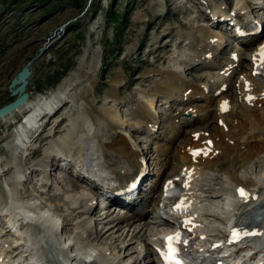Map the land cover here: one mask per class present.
<instances>
[{"label":"bare ground","instance_id":"6f19581e","mask_svg":"<svg viewBox=\"0 0 264 264\" xmlns=\"http://www.w3.org/2000/svg\"><path fill=\"white\" fill-rule=\"evenodd\" d=\"M176 2L177 0H169L171 5ZM249 4H253V2L238 3L239 7L234 10L238 14L237 18H241V21L245 20L241 16L243 12L247 17L249 14L251 17L255 15L261 22H264L263 13H261L264 10V5L254 3L251 6ZM227 5L226 2L217 4L213 16L218 18L224 16ZM156 7L161 14L166 10L162 4ZM168 14L169 11L166 15ZM247 22L249 21L247 20ZM218 28V22L212 19L208 20L205 25L200 24L196 27L197 37L195 39L198 40V46L201 47L200 51L203 54L194 57H199L198 60L204 62L209 69H216L218 65L211 63L207 58L203 59V56L210 51L208 48L211 43L219 41L220 46L229 36L220 33ZM191 38L187 37L184 41ZM258 39V37H253L243 40L242 48L248 51L257 43ZM168 41L166 49L170 47L171 40ZM257 45L252 50L255 51V57L259 55ZM219 49L217 48L216 51ZM242 56L236 61L234 68L233 64L231 65L230 74L237 75L234 86L229 89L227 82L218 84L217 89L211 95L206 88L183 80L181 70L156 71L157 76L164 81V86H159V92L166 103L178 93L182 98L185 92L187 98L192 100L198 98L201 101L198 110H187L190 113V119L184 120L181 113L175 114L172 118L173 122L167 132L169 139L163 138L165 155L175 147H173L174 143L185 135L184 131L191 127H187L191 121L196 120L201 123V126L192 131V134L196 133L198 136L190 135L189 137L188 135L182 139L180 144L178 143L182 152L180 150L176 160L174 158L167 161L168 156L164 158L167 161L166 167L160 177L175 178L176 181H173V184L178 187L177 189L183 191V198L195 197L196 203L201 204L200 207L204 210L203 216L177 221H192L191 225L186 226V229L191 228L189 237L194 241V245L198 243L196 247L202 246L210 240H228L223 232V224L228 220L229 212L226 207L229 206L230 211L232 209L231 212L234 209L240 229L249 227L257 212L262 218L260 228L264 229V168L257 165L259 170L248 171L250 173L242 176L238 175L234 169H225V177H222L226 178L225 181L222 179L224 182L218 181L219 178L215 177V173L219 172L218 166L221 162L233 160L238 163L237 167L241 164L244 167L247 161L255 160L264 154V100L261 103L252 102L251 106L241 102L237 110H234L233 103L227 99L229 97L224 93L229 89L228 95H230L232 89H235L238 92V98L243 101L248 89H252L255 93L263 92L264 86L261 83H252L248 79L254 80L256 76L254 71L260 66L259 63L254 61L250 63L246 54H242ZM159 59L161 60V58ZM193 62L195 63L196 60ZM94 63H96L95 58L88 62L84 55L76 70L64 78L57 89L39 95L34 100L29 95L25 105L0 120V124L10 123V126H14L15 119L27 115L28 117L21 127L22 131L30 133L34 130V126H37V116H41L44 109L49 110L63 104L57 113L49 118L45 127L46 131L50 133L53 131V135H39L31 142L30 146H24L22 151L18 146L19 142L18 144L14 143L11 148L9 147L8 162L3 160V154L0 151V182H4L7 195L5 203L0 201V227L2 226L0 228V253L4 254L8 261L17 259V263L20 264L23 262L21 260L23 257H29L34 264H83L70 259L74 257L76 253H72L76 251L68 252L67 249L76 246L79 253L93 255L98 264H157L152 254V245L165 231V228L160 230L159 226L175 224V220L172 218L167 221L161 220L160 216L169 215V212L160 208V200L157 203L151 201L157 216L155 221H148L150 212L144 208L148 199H143L142 195L138 208H135V205L139 197L125 203L126 209L132 213L127 218L114 216L115 212L99 210L95 205L94 196L85 187L80 186L79 182L69 185L64 177V179L56 178V185L53 186V171L57 170L55 161L59 155L67 158L70 162L75 161L77 165L87 159L94 164V160L100 163L98 158L97 160L95 158V149L101 148L107 158L105 160L107 167L104 164V169H109L111 174L125 176V179L130 177L134 179L137 173L141 172V168L145 164L148 165L146 156L150 148L144 147L146 140L135 138L131 133L141 131L142 135L149 134V138L152 137L151 135H155L154 130L155 126L159 124V118L156 117L154 111H157L158 98L161 96L155 94L150 100L147 99L148 102H139L132 119H124L121 117L122 115L120 116L119 111L107 107H104L102 110L104 113L98 116L92 104L85 98L87 91L92 90L95 86ZM191 64L194 65L188 63V65ZM246 76H248V80L244 83L243 79ZM231 79L233 76L230 77ZM123 82L124 79L117 80L113 88L107 92L105 104H101L106 106V104L112 103L119 107L122 99L119 97L118 88ZM29 85L30 81L26 89L27 93ZM225 86H227L226 89ZM225 102H227V110L222 111L221 107ZM69 105H71L69 111L64 109ZM213 107L216 109L215 113L210 112ZM62 112L64 113L59 117ZM194 113L197 115H193ZM56 118L58 119L56 120ZM214 119L217 121L216 128L213 126ZM64 126L67 130H64ZM180 126H184L181 131ZM104 128H112L115 132L111 142L103 141L102 131ZM129 130L130 132H128ZM19 139L23 142L22 136ZM33 144L35 147H32ZM40 147H43L41 160L29 163L38 155ZM32 149H35L34 152L26 158H21L20 161L19 152H30ZM198 150H202V154L194 157L192 153ZM177 157L183 166H178V163L174 164ZM81 167L84 168V165L82 164ZM177 167L183 168L182 174L186 179L181 180V177L177 176ZM167 169L168 171L170 169L171 172H166ZM34 176L37 177L34 178ZM181 181H186L189 185L184 187L181 185ZM30 187L33 191L28 194ZM241 188L248 193L247 204L245 202L241 204L243 201H240V204L236 202L238 189ZM55 194L61 195V197L55 196ZM221 202L225 208H222L225 210L223 216L217 211L215 212L214 209ZM160 220L161 222H159ZM28 221L32 223L27 224ZM127 221L128 229L121 227L123 222ZM156 224L158 229L152 227ZM44 243L52 247L54 251L52 258L46 256L43 248ZM144 250L145 255L142 256Z\"/></svg>","mask_w":264,"mask_h":264},{"label":"rangeland","instance_id":"374dc122","mask_svg":"<svg viewBox=\"0 0 264 264\" xmlns=\"http://www.w3.org/2000/svg\"><path fill=\"white\" fill-rule=\"evenodd\" d=\"M205 1L213 5L220 2L236 5L239 2V0ZM159 4L166 7L162 14L156 7ZM206 6V3H201L200 0H177L173 5L169 4V0H0V107L12 99L9 86L13 78L32 60H35V63L31 67L33 74L28 93L34 100L39 95L56 88L64 78L70 76L84 55L88 62L95 58L96 63L93 67L96 70V82L94 88L87 91L85 98L92 104L98 116H101L104 113L103 108L107 107L119 111L124 119H132L139 102H148L155 94L162 96L159 86L163 87L164 81L157 76L156 71L178 69L181 70V76L186 82L200 86H215L217 79L206 64L197 60L194 67L188 65L189 61H192L190 54L197 56L199 52L198 41L195 39L196 27L208 23L207 14L204 12ZM168 11L169 14L166 15ZM262 12L264 15V11ZM181 36L184 39L192 38L184 43ZM169 39L170 47L166 49ZM229 44L237 45L236 42L231 41ZM230 50L231 46L219 55L217 61H222L221 58L226 59ZM245 54L248 55L247 52ZM119 79H124L123 84L118 88L119 97L122 99L120 106L116 107L112 103L104 106L101 103L105 102L107 92ZM99 100L102 102L98 103ZM180 101V93L174 95V98L167 103L165 99L160 98L157 111H154L159 117V133L151 138L148 137L149 134L142 135L141 131L131 133L135 138L146 140L144 147L150 148L146 157L151 178L157 179L161 175L168 159L176 160L180 150L182 152L178 146L182 139L188 135L192 136L194 134L192 131L201 126V123H197L191 128H186L184 132L187 134L185 133L174 143L175 149L172 148L169 155H165L163 138L169 139L167 132L171 126L173 111L191 106V104L182 106ZM66 107L64 109L68 111L71 109V105ZM214 109L213 107L210 112L215 113ZM20 119L21 116L15 121ZM214 121L213 126L216 128L217 121L215 119ZM10 125V123L0 124V151L3 160L7 162L16 129L15 125ZM103 133L105 141L113 140L115 132L112 128H105ZM40 148L38 155L29 163L41 160L43 147ZM263 157L264 154L255 160L247 161L245 168L243 164L237 167L238 163L233 160L221 162L215 177L219 178L218 181L224 182L226 178L222 177H225V169H234L240 176L250 173L248 171H257L259 170L257 165L264 168ZM164 158H167V161ZM175 163H178V157ZM177 168L176 172H179L180 168ZM170 169L166 172H171ZM60 174L56 172L57 176H61ZM65 180L69 185L74 182L69 177H65ZM158 191L159 186L151 197L157 198ZM55 196L61 197L58 194ZM6 200V189L2 181L0 201L5 203ZM151 207L146 208L151 212L147 219L155 221L156 213L152 212ZM124 212L126 210H122L119 216H127L128 211ZM127 223L128 221L123 222L121 227L128 229ZM152 227L158 229L157 224ZM164 228L159 226L160 230Z\"/></svg>","mask_w":264,"mask_h":264},{"label":"snow or ice","instance_id":"6c2138e0","mask_svg":"<svg viewBox=\"0 0 264 264\" xmlns=\"http://www.w3.org/2000/svg\"><path fill=\"white\" fill-rule=\"evenodd\" d=\"M261 54L264 55V49H261ZM235 58V57H233ZM249 99H251V97H249ZM222 111H226L227 110V102H225L224 105H222L221 107ZM193 156H198L201 154L200 151H194ZM206 154V153H205ZM188 185L185 184L184 187H187ZM169 189L172 187L171 182L168 183L167 186ZM238 194L241 196V198L243 199H247V195L244 191L243 188L238 189ZM175 208L177 211H181L184 210L186 211V207L184 206V201L181 200L178 204L175 205ZM192 221L191 220H185L182 221V225L183 226H187L189 224H191ZM187 231H191V228H188ZM257 235V233L255 232H240V231H236L233 230L232 232V240L230 242H238L239 239H241L244 236H254ZM201 239H203V237H201ZM168 240V252L166 253V260L168 262V264H183V262L178 258L179 257V250L177 247H175V245H179V244H184L185 246L188 245V239L184 238L182 239L181 233L179 231H177L175 236H170L167 238Z\"/></svg>","mask_w":264,"mask_h":264},{"label":"water","instance_id":"95a60500","mask_svg":"<svg viewBox=\"0 0 264 264\" xmlns=\"http://www.w3.org/2000/svg\"><path fill=\"white\" fill-rule=\"evenodd\" d=\"M34 63L35 60L30 61L13 78L9 89L11 92V96L16 97V99L0 108V120L12 114L14 111L19 110L23 105L27 103L29 94L26 92V89L32 76L31 67Z\"/></svg>","mask_w":264,"mask_h":264},{"label":"trees","instance_id":"16d2710c","mask_svg":"<svg viewBox=\"0 0 264 264\" xmlns=\"http://www.w3.org/2000/svg\"><path fill=\"white\" fill-rule=\"evenodd\" d=\"M12 100H13V99H12ZM12 100H11V101H12ZM9 102H10V101H9Z\"/></svg>","mask_w":264,"mask_h":264}]
</instances>
